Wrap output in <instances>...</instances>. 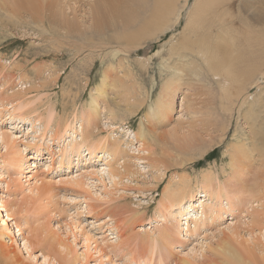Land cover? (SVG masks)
Segmentation results:
<instances>
[{"label": "rangeland", "instance_id": "obj_1", "mask_svg": "<svg viewBox=\"0 0 264 264\" xmlns=\"http://www.w3.org/2000/svg\"><path fill=\"white\" fill-rule=\"evenodd\" d=\"M142 1H144L142 7L137 8L139 18L148 17V8L156 0ZM175 1L173 5L178 8L182 7L185 2V0ZM193 1L189 0V6L183 9L179 24L173 26L175 14L164 17L162 25L153 28L155 33L153 39L141 45L139 41H134L129 46L127 44L106 45L98 41V38H94V42L89 41L84 35L90 36V31L83 33L82 37L71 34L70 36L66 34L67 29L65 28L58 30L55 25L52 26L57 30L54 27L49 28L50 23H47L46 29H42L32 21L30 14H18L16 18L10 10L11 6L4 4L0 7V130L12 133L15 139H18V148L24 149L22 150L23 157L27 160L19 169L12 162L17 151L13 150L15 153L12 151L15 155L10 152L12 159H6L5 148L0 147V154H2L0 155V264H42L43 255H49L51 260L57 258L64 262L63 255L55 246L60 238L59 228H67L71 233L69 241L72 242L75 252L73 262L70 264H74V261H77V264H131L132 261H137V263L147 261L146 264L149 262L152 264H181L180 258H185L187 256L185 253L190 252L193 255L191 248H199L201 245L204 247V252L198 253L194 260L190 258L193 263L216 264L224 259V254L218 247V242L223 237L222 231L230 221L248 222L250 220V215L247 214L249 210L243 215L235 214L221 222H212L204 216L205 220L200 219V221H205L201 223L203 226L200 227V233L194 229L193 224L191 229L197 232H193L192 235L186 232L185 226L182 225L183 227L180 226L182 230L174 232L175 239L170 244L161 242V238L158 239L161 235L159 231L156 232L159 236H156L155 240L151 239L153 242L149 239L150 236H147V242L144 237L146 231L150 233L149 229L154 225L152 221L163 218L161 220L163 222L162 214L170 213L166 211L161 200L163 199L162 193L171 187L174 180L180 176L200 178L203 172L211 169L218 172L221 179L225 180L233 173L228 165L232 158L230 155L232 146L235 147L238 142L254 144L257 140L261 150L264 145V72L257 77L255 82L251 80L246 85L248 90L240 92L237 100L235 99L237 95H233L230 88L231 97L223 96V88L213 78V74L208 69H204L203 71H208L204 79L199 81L195 76H190L185 81L183 78L177 93L171 98L168 97L173 101L174 106L168 122L154 126L146 120L149 105L158 98L162 84L169 76L163 72L162 62L165 60L163 57H168L173 41H180L182 38L181 32ZM242 1L227 0L225 4L230 6L234 13L242 9L239 15L241 14L240 16L244 17L245 21L256 22L254 8L263 10L262 15L264 16V0H248L253 5L250 9H245L244 5H240ZM62 2L70 18L76 22L84 20L81 25L83 31L91 30L87 28L92 24L90 3L93 0H62ZM236 23L239 25L237 20ZM208 35L213 42L211 47L216 55V62L219 65L222 62H232L234 65L229 75L230 85H239L245 78L246 66L244 64L253 59H245L248 53L237 52L232 41L222 38L218 31ZM151 45L153 48L150 47ZM115 48L118 49V53L113 50ZM245 48H251V46L248 45ZM254 50L255 48L252 47L249 53L258 54V51L254 52ZM198 57L202 59L201 55ZM149 58L151 62L149 61L147 67L146 61ZM110 64L116 67L121 77L126 74L125 69L133 67L132 74L135 73L136 83L130 85V89L126 91L123 87L125 95L120 94L122 93L120 89L115 90V88L108 87V96L104 94L103 99H98L99 103L94 102V105L99 106V119L94 127L97 136L91 135L94 139L98 135L103 137L110 134L114 138L119 136L124 143L130 142L133 145L132 150L135 153L131 154L129 151L130 159L120 154L111 160L123 173L120 183L113 185L107 176L102 179L100 174H96L99 172L93 171L96 173L90 174L89 180L94 185L88 191L72 182H61V179H67L91 169H99L103 161L110 159L108 158L110 154L108 151L106 154H100L99 157L102 159L94 164L84 160L88 156L80 159L73 156L70 160L60 164L59 150L64 149L69 138L65 136L57 139L51 136L50 129H46L44 124L46 125V120L48 122V119H51L48 122L50 127L47 128L53 130L56 125L62 127L68 120L71 121L75 113L81 116L82 110L87 111V103L95 94L96 87L101 80V72L108 69ZM185 68L189 70L190 65ZM25 76L28 79H25ZM46 80L47 82H44ZM138 91L141 94L135 97ZM13 94L16 96H13L15 99L12 97ZM141 99L142 107L137 108L133 115L130 114L132 111L130 104L135 101L139 103ZM184 103H190L193 109L197 107L201 109L202 116L211 113L209 121L197 122L205 127L190 125V121L194 120V114L186 110ZM15 104L14 108L18 109L17 114L20 113L22 117L27 118L25 121L22 122L16 116L9 115L7 109L10 110V107ZM118 105L122 109H118ZM108 109L117 111L114 123L111 122ZM53 114H57L55 120ZM35 118L40 121L35 122ZM32 122L35 123V127L32 126ZM143 122L149 133L148 144L145 147L155 150V146H159L153 155H148L143 147L138 152L137 144L141 142V139L137 136V132L145 131V128H141L144 127ZM153 130L156 131L154 134H152ZM194 131L198 134L193 133ZM165 135L167 139L163 138ZM193 135L196 138H192ZM161 147L164 151L159 149ZM158 151L159 153L164 152V156L171 152L177 157L175 160L170 159L172 156L164 157L166 161H172L169 169L157 161L162 158V154L157 153ZM94 159L98 160L96 157ZM123 162H128V165L123 167ZM236 165L240 168L245 167L241 177L244 180L235 179L232 184L240 187L245 183L250 184V179L259 168V161L248 163L249 166H247L242 160H238ZM222 168L226 169L225 173H222ZM33 170H37L39 175L45 174L46 176L43 175L46 177H44L45 180L49 181L48 188L40 197L31 196L28 193L29 187L35 181L30 177L34 174ZM235 172L237 174V171ZM32 197L34 198L31 199ZM256 203L253 202V205ZM135 209L139 212L137 213ZM261 217L263 223L260 226L248 227L249 231L247 226L243 225L244 229L242 227L241 232L245 238L249 237L251 229L254 230L255 227L256 236L263 234L260 231L264 228V213ZM56 220H63V224H57ZM171 220L173 223L175 221L173 217L170 218L168 225L173 224ZM152 229L155 231L154 227ZM88 233L95 235L100 244L96 245L91 242V250L83 259L82 253L86 248L84 239ZM62 237L66 238L64 234ZM262 239L258 242L264 243ZM256 243L257 241L251 244ZM99 249H101L100 254ZM103 255L105 256L102 257Z\"/></svg>", "mask_w": 264, "mask_h": 264}, {"label": "bare ground", "instance_id": "obj_2", "mask_svg": "<svg viewBox=\"0 0 264 264\" xmlns=\"http://www.w3.org/2000/svg\"><path fill=\"white\" fill-rule=\"evenodd\" d=\"M174 1L175 0H156L154 2L152 1L153 5L149 8L147 7L149 13L148 17L139 18V10H137V8L142 7L141 5L144 4V1L142 0H93V2L90 3V18L92 20V24L89 28H87L91 30L85 31H83L81 28V25L83 24L82 22L84 20H82V22H76L73 18H70L68 16V13L66 14V10L64 7L65 5H63L62 0H0V7H2V5L4 4L7 6H11L10 10L16 18L18 14H30L32 17V21L42 29H46L47 23H50L49 28H53L54 26L52 25H55L58 27V30H61L62 28L67 29V35L71 34L73 36L82 37L83 33H89L90 31V36H87V34L84 35L85 38L88 37L87 40L89 41L94 42V38H98V41H101L106 45L113 46V44H127V46H129V44L134 43V41H139V44L141 45L147 42L148 40L153 39L155 35L153 28L155 29L161 26L162 21H164V17H169L170 15L172 16L175 14L173 26L179 24L183 16V9L189 6V0H185L182 7L179 8L173 5ZM225 1L227 0H194L192 2L190 8L188 9L185 26L181 32L182 38L180 37V41H173L172 48L170 47V53H168V57H163L165 59H163L164 61L162 62L164 68L163 72L169 76L166 78V80L164 79L165 81L162 84L158 98L154 102L152 101L149 105V111L146 114V120L150 124L157 126L159 124L168 122V119L171 117V114L174 109L173 101L171 99H168V97L171 98L177 93L178 88H180L181 86V82H183V78L186 81V79L190 76H195L199 81H201L202 79H204L205 75L209 71L213 74V78L217 80L216 82L223 88V96H226L228 98L231 97V93L229 90L230 88L233 91V95H237L235 99L238 100V95L240 94V92L248 90L246 89V85H248L251 80L255 82L257 80V77L264 72V16L262 15L263 10L260 11L254 8L256 14V22L252 21V23L248 20L245 21L244 17H241V14L239 15L240 12L242 13V9H239L238 13H234L230 6H226ZM245 1L246 0H243L240 5H244L245 9L253 8V5L249 3L248 0L247 2ZM83 19H85V17H83ZM236 20L239 25H237ZM136 22L137 24H135ZM54 28L56 29V27ZM214 31H218L222 38H228L229 41H232V44L235 46L237 52L248 53V56L245 55V59H253L249 63L244 64V66H246L245 78L244 81L237 86H233L232 84L230 85L229 81V75L231 73L232 66H234L232 62H222L221 65L216 62L217 58L214 54V50L211 47V43L213 42L208 38V34H211ZM103 35L105 36L103 37ZM248 45L251 46V48H255L254 52L258 51V54L249 53L251 48H245V46ZM150 47L153 48L152 45ZM113 50L118 53V49L115 48ZM164 51L165 50H163V52ZM117 53H115V55ZM200 55L202 56V59L198 57ZM150 60L151 58L146 61L147 67L149 65ZM236 64L237 66L239 65L237 62ZM188 65H190L189 70L185 68V66ZM132 68L125 69L126 74L122 77L118 75V70L112 64L109 65L108 69L102 71L101 80L99 82V85L96 87L95 94L91 96L89 103H87L88 107H85L87 111L82 110L83 113L80 112L81 116H78L79 113H75L73 116L74 118L72 117L73 119L71 121H65L66 123L62 127L60 125L57 126L54 123V125H56V128H53V130H51L52 128H47L50 127L48 125V122L51 119H48V122L46 119H44V121L46 120V125L44 124V127L46 129H50L51 136H54L57 139H60L62 137L64 138L65 136L69 138L67 140V143L65 144L64 149L62 148L63 150H59L60 164H63L65 161L70 160L73 156L77 157L78 159L83 158V156H88L85 157L84 160H88L89 163L94 164V162L98 163V161L102 159L99 157L100 154H106L107 151L110 154V156L108 157L110 159H108V161H103L101 166H99V169H91L88 172L76 174L67 179L62 178L61 182H72L80 188L88 189L89 191V188H92L94 185L89 180V175L96 173L93 171H97L99 173L96 174H100L102 176V179H104L105 176H107L108 179H111L110 183H113V185H117L118 183H120L123 173L119 171L118 167L115 166L113 162H111V160L114 159V157L116 158V156L120 154H123L127 157V159H130L129 151L131 152V154L133 152L135 153V151L132 150L133 145L130 142L124 143L119 136H116V138H114L110 134L106 135V133V136L99 137L98 135L97 138H92V135H96V132H94L96 131V128L94 127L96 126L97 119H99V106H97L98 104L94 105V102L99 103L98 99H103L105 97H103L104 94L106 95V97L108 96V87L115 88V90L120 89V91H122V93L120 92V94L125 95L123 92H125L127 89H130V85L136 83L134 80L135 73L134 75L132 74L134 72ZM204 69H208V71H203ZM207 76L209 77V75ZM26 78L28 79L27 76H25V79ZM133 80L134 82H132ZM44 82H47V80ZM21 84L23 83L21 82ZM123 87H125V91H123ZM20 91L21 90H19V92ZM136 93L138 95H135V97L140 96L141 94V92L139 91ZM13 96L15 95L13 94L12 97ZM143 99H145V97ZM141 102H143L142 99L139 101V103L135 101L130 104V109H132L130 114L133 115L137 108L142 107ZM190 103H184L186 104V110L194 114V120L190 121V125L192 127H196V125L200 127H205L204 125H200L197 122L209 121L211 113H206L205 116H202L201 109H199L198 107L196 109H193ZM15 106L16 104L12 105V107H10V110L9 108L7 109L9 111V115H11V117L16 116L17 119L22 122L25 121V119L27 118L22 117L20 113L17 114L18 109L14 108ZM117 108L122 109L119 105L117 106ZM107 111L111 116V122L114 123L117 111L113 109H108ZM72 113L71 115H73ZM199 114L201 115L202 119ZM53 115L57 116V114ZM56 116L55 118L53 117L54 120L56 119ZM37 121H40V119L35 118V122ZM111 122L108 121V123ZM31 124L33 127H35V123L32 122ZM143 124L144 127L141 128H145V131L139 130L137 132V136L141 139V142H138L137 144L138 152L143 147V149L145 148L144 150L148 153V155H153L156 148L159 146H155V150L151 147H145L148 144L149 133L146 129L147 127L144 122ZM155 132L156 131L153 130L152 134H154ZM193 133L198 134L196 131H194ZM43 137L41 136L42 139ZM163 138L167 139V136L165 135L163 136ZM192 138L196 137L193 135ZM130 141H132V139ZM257 143L258 140L254 144H240L238 142L235 147L232 146V149L230 151V155L232 158H230V162L228 165L230 167V170L233 171V173L230 177L228 175V178L225 180L221 179L219 173L213 169L203 172L200 178L193 179L192 176H180L178 179L174 180L171 184V187L169 189L167 188L165 192L162 193L163 199L161 200V202L164 204V208L166 209V211L170 213L168 215L162 214V216L164 217L163 222H161L163 218L158 221H152L154 225L150 227V233H148L149 231H146L145 229L147 233L145 232L146 234H143H145L144 237H146V242L148 240L147 236H150V240H155V237L159 236V233H161L158 239L161 238V242L163 241L170 244V242L175 239L174 232L178 231L183 226H185L184 230L186 232H189L190 235H192L193 232L195 233L197 231L198 233H200V227L203 226L201 223L205 222L200 221L201 218L205 220V217H207V220H211L212 222H221L226 220L227 218L229 219L235 214L243 215L247 210H249L247 214L250 215V220L248 222L242 221L239 222L241 223L239 224L238 222L230 221L229 225H226V227L222 231L223 237L218 242V247L221 249V253L224 254V259L220 263L216 264H264V243H262V241L258 242L259 240H261V238L264 239V228L263 230H261L262 228L260 229L259 227H257L262 231H260V233H263L261 236H259V234L257 236L255 235L256 233L254 232L256 231L254 230L256 229V227L254 230L251 229L249 237L245 238V236L241 232L243 225L247 226V228L250 226V228H252L254 225L260 226L261 223H263L261 216L264 213V145H262L263 149L261 150L258 147ZM18 144V139H15L12 133L9 134L7 131L4 132V130H0V147L2 146L3 148H5V158L12 159L10 152H12L13 150L17 151L16 153L13 151L17 155L12 152V154L15 155V158H13L12 162L19 169H21L22 165L25 164L27 160H24L23 157L24 154L22 153V150L24 149H19ZM248 145L252 147H249ZM47 146L49 147L50 145ZM159 149H162L164 151L162 147ZM157 153H159V151ZM159 154H162V158L160 160H157L156 158L155 159L158 162L164 164L166 169H169L171 167L172 161L169 162L167 160V162L164 157L170 158L172 156L170 159H177V157L172 155L171 152L166 153L165 156L164 152L160 151ZM51 157L53 158V156ZM95 157L98 158V160L94 159ZM238 160H242L243 163L247 166H249L248 163L250 164L254 161H259V168L256 171V174L252 177V179H250V184L247 185V183H245L244 185H242V187L238 186L237 184H232V181L235 179L244 180L241 177L243 174V170H245V167L240 168L239 166H237L236 163ZM49 164L50 163H48V165ZM125 165L127 166L128 162H125L122 166L125 167ZM43 171L46 172L45 170ZM235 171H237V174ZM33 172L34 174L32 176L30 175V177H32L35 181H33L31 187H29L28 193L31 196L35 195V197H40L42 193L48 188L49 181H47V179L45 180V174L42 173L45 176L39 175L37 170H33ZM225 172L226 169L222 168V173ZM107 193L109 194V192ZM30 195L26 196L29 197ZM102 197H105V195H102ZM33 198L34 197H32L31 199ZM253 202H257L256 205H253ZM135 210L137 211V213L139 212L138 209ZM172 217L175 221L173 223V221L171 220V223L173 224L168 225L169 219H172ZM164 222L167 223L163 224ZM57 224H63V220H58ZM192 225L194 226L195 230L197 229V231L191 229ZM153 227L155 228V231L154 229H152ZM249 230L250 229L248 228V231ZM59 231H61V233H58L60 238L55 246L57 247L58 252L63 255L64 262L57 258L55 260L54 258L53 260H51V258H49V255H43L44 259L42 261V264H70L73 262V254L75 251L72 248V242L69 241L71 233L67 228H59ZM158 231L159 233L157 235L156 232ZM62 234H64L66 238H63ZM12 235H14V233H12ZM140 240L141 239L139 238V242ZM84 241L86 243V248L85 252L82 253L83 259L86 258L87 252L91 250V242L95 243L96 245L100 244L98 243V240L95 235H93L92 233H88ZM255 241H257L258 244L256 243L255 245H252L251 243H254ZM203 249V245H201L199 248H191L190 251L193 255H191L190 252L185 253L187 256H185L184 254L185 258H180L181 264H195L196 262L193 263L192 261L195 259L196 256H198V253L201 254L202 251L204 252ZM98 253H101V249L98 250ZM104 256L105 255H103L102 257ZM190 258H193V260H191ZM132 263L146 264L147 261H139L138 263L137 261H132ZM74 264H77V261H74ZM148 264H152V262H149Z\"/></svg>", "mask_w": 264, "mask_h": 264}]
</instances>
